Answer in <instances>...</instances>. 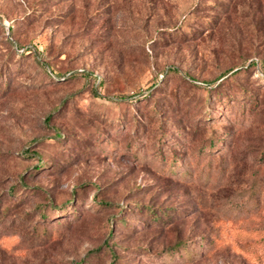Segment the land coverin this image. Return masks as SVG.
<instances>
[{
    "label": "rangeland",
    "instance_id": "1",
    "mask_svg": "<svg viewBox=\"0 0 264 264\" xmlns=\"http://www.w3.org/2000/svg\"><path fill=\"white\" fill-rule=\"evenodd\" d=\"M0 264H264V0H0Z\"/></svg>",
    "mask_w": 264,
    "mask_h": 264
},
{
    "label": "trees",
    "instance_id": "2",
    "mask_svg": "<svg viewBox=\"0 0 264 264\" xmlns=\"http://www.w3.org/2000/svg\"><path fill=\"white\" fill-rule=\"evenodd\" d=\"M251 65H253V62L251 63ZM238 70H239V68L234 69V70L231 71V73H232V74H235ZM179 245H180V244H176V248H178Z\"/></svg>",
    "mask_w": 264,
    "mask_h": 264
}]
</instances>
